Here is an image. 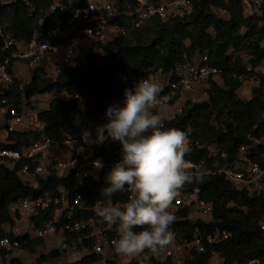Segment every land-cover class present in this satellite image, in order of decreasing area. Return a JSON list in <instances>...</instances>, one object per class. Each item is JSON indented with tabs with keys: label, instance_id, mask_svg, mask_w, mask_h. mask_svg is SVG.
<instances>
[{
	"label": "trees",
	"instance_id": "obj_1",
	"mask_svg": "<svg viewBox=\"0 0 264 264\" xmlns=\"http://www.w3.org/2000/svg\"><path fill=\"white\" fill-rule=\"evenodd\" d=\"M148 1L160 3V0ZM187 1L192 6L189 15L177 16L167 22L154 18L140 28L131 29L107 46L106 57L90 58L85 67L64 73L55 81L46 77L44 69L37 68L32 81L22 87L27 101L54 92H67L71 96L79 92L86 100V110L80 108L78 100L55 99L49 111L40 113V119L44 123L41 132L12 133L7 139L9 144L0 145V150L7 148L23 153L43 136L53 143H61L68 138L82 139L89 129L88 123L104 122L107 107L114 103L123 105L124 90L145 79L150 69L167 74L177 65L193 61L197 55L204 53L208 56V65L221 72L220 79L210 80L205 101L188 102L181 115L171 120L165 119L166 127L189 131V137L194 142H199L200 146L213 142L219 144L228 155V163L237 159L242 146L251 148L254 161L263 163V154H257V151L261 149L263 152L264 146H259L257 150L254 141L264 139V79L262 85L254 91L252 99L242 100L237 95L240 87L237 78L251 76L248 66L256 69L264 61V9L262 18H254L245 15L237 0ZM53 3L54 0H34L37 12L33 18H29L24 4L0 7V25L11 24L13 36L18 40L28 41L35 30L43 32L56 29L60 27L59 22L66 21L73 15L74 8L69 7L64 12L57 11L45 18V12ZM217 10L226 11L228 18L218 17L215 14ZM122 11L124 15L121 23H131L126 15L128 8L124 6ZM42 19L45 21L44 25H40ZM245 52L251 55L248 62L242 58ZM5 57L0 40V62ZM21 84L16 81L7 97L16 96ZM182 101L183 99L180 102ZM186 157L194 163L204 161L207 172L218 171L224 166L222 161L210 159L208 153L196 145L191 147ZM97 158L108 166L102 170L99 182L89 181L86 185L84 207L87 209L95 201L103 200L100 189L106 186V177L113 167L111 165L122 159L120 144L106 143L97 150ZM22 164L17 163L15 168L0 165V244L9 236L18 241L23 250L34 253L37 248L45 246L44 239H32L28 235L17 237L4 231L6 225L15 226V218L20 219L16 209L14 218L12 207L16 208L26 198L35 200L45 195L54 198L59 195L61 188L70 189V184L51 166L49 177L39 180L38 188L26 187L18 178ZM181 191L211 202L215 220L210 223L190 221L186 220L187 214L182 212L176 215L173 225L177 238L184 236L191 240L196 231L207 236L219 230L229 233L231 237L218 245H207V249L215 248L227 264H246L252 260L264 259V229L261 226L264 222V195L249 196L232 188L224 175L210 174L206 175L203 182L187 184ZM125 198V193H118L113 200L118 202ZM91 213L77 210L76 217L88 220ZM55 214L56 208L50 206L35 220V228L46 229L53 223ZM88 234H65L63 246L39 257L37 262L43 264L62 257L80 240L90 245V240L85 238ZM148 253L154 264H172L171 260L160 262L155 253ZM0 255L5 258L9 254L0 249ZM103 260L102 255L92 254L71 264H94ZM208 261V253L193 252L192 259L185 264H208ZM11 264L24 263L14 259ZM106 264L117 262L107 261Z\"/></svg>",
	"mask_w": 264,
	"mask_h": 264
},
{
	"label": "built area",
	"instance_id": "obj_2",
	"mask_svg": "<svg viewBox=\"0 0 264 264\" xmlns=\"http://www.w3.org/2000/svg\"><path fill=\"white\" fill-rule=\"evenodd\" d=\"M71 1L54 0L53 5L45 12V18L51 17L57 11L64 12L69 7L74 8L73 15L68 20L59 22L60 27L56 29L43 32L35 30L32 38L28 41L16 39L12 34L11 24L0 25L2 51L6 54L5 60L0 62V126L8 138L12 133L41 132L44 129V123L40 119V113L49 111L55 99L78 100L80 108L83 111L86 110V100L81 93L77 92L71 96L67 92L61 94L54 92L32 98L42 101L41 109L28 112L24 105L27 100L22 87L32 81L37 68L44 69L46 77L55 81L64 73H71L85 67L90 58L106 57L107 46L115 39L126 35L129 30L140 28L154 18L167 22L177 16H186L192 12V6L187 0H172L168 5L148 0H78L77 3ZM237 1L242 5L246 16L262 18L264 0ZM19 3L27 7L29 18H33L37 12L34 0H0V7ZM124 6H133L130 12H126V15L131 19V23L128 24L121 23ZM44 22L42 19L40 25H44ZM35 64L37 65L35 66ZM45 64L53 65V69H48ZM23 66L29 67V71H31L30 76L25 75L29 78L26 80V84L22 83V80L25 79ZM248 70L251 72V76L237 78L240 82L237 95L242 100L252 99L254 91L262 85L264 78L261 73L264 74V61L256 69L248 66ZM219 76H221V72L208 65L207 54L201 53L193 61L177 65L173 71L167 74L161 70L150 69L145 79L151 77L160 81L163 85L161 95L170 97L167 107L169 109L181 103L180 101L185 95L209 90L210 80ZM16 81L22 83L20 92H17L19 97L17 95L7 97ZM178 97L179 99L176 100ZM183 107H178L173 118L182 114ZM95 123L90 121L87 131L93 140L96 137L97 128L101 126H96ZM105 123H107V119L102 125ZM87 132L82 139L68 138L61 143H53L43 136L23 153L7 148L2 149L0 150V165H9L11 168H15L17 163H23L18 171V178L24 186L29 188H38L39 180L49 177L50 168L53 166L59 176L70 184V189L61 188L59 195L54 198L45 195L35 200L23 199L16 206V214L20 219L27 220L33 225L34 235L37 239H45L58 232L73 235L89 233L85 238L93 242L94 254L102 255L105 251L114 249L113 241L118 240L120 236L119 226L109 225L104 230L100 227V217L97 215V211L101 206L102 199L95 201L92 207L85 208V188L89 181L99 182L102 170L108 166L103 161L102 168L98 169L94 166V161L100 160L97 158V150L105 146L106 143L114 141L108 140L102 145L85 144L83 138H86ZM260 142L264 146V139L258 143ZM6 144L9 142L7 141ZM0 145L4 144L0 143ZM194 145L205 150L210 159L224 163L222 169L208 171L207 174L224 175L232 188L245 192L249 196L264 195V154L261 155L263 163L254 161L251 148L242 146L237 159L233 163H228V155L219 144L213 142L200 146L199 142H194L189 137L190 148ZM82 147L85 149L84 151H80ZM50 159H54L56 162L46 165ZM185 159L188 160L192 168L201 164L205 165L204 161L194 163L187 157ZM125 195L124 200L114 203L123 206L128 202L131 193L126 192ZM64 205L67 207L63 214L58 219H54L46 229L35 228V220L46 209L53 206L57 211ZM77 210L90 211L92 217L88 220L77 218ZM172 210L175 216L182 212L186 213V220L190 221L210 223L215 220L214 206L211 202L198 195L184 194L181 190L173 201ZM261 226L264 229V222L261 223ZM170 231L176 239L175 231ZM230 237L229 233L219 230L207 236L196 231L191 240L184 236L180 237L177 245L170 247L169 244L163 251L167 260H172V264H185L187 260L192 259L193 252L208 253V264H227L225 258L215 248L208 250L207 245L211 247L218 245ZM0 249L14 256L23 251L21 244L9 236L3 239ZM177 251L186 253L188 258L174 260ZM155 255L157 254L155 253ZM0 257L2 256L0 255ZM128 264H154V262L147 250L139 257H129ZM246 264H264V259L252 260Z\"/></svg>",
	"mask_w": 264,
	"mask_h": 264
},
{
	"label": "clouds",
	"instance_id": "obj_3",
	"mask_svg": "<svg viewBox=\"0 0 264 264\" xmlns=\"http://www.w3.org/2000/svg\"><path fill=\"white\" fill-rule=\"evenodd\" d=\"M162 92L159 80L136 82L124 90L123 105L107 107V123L97 128L95 139L89 132L83 138L85 144L111 140L121 146L122 159L100 189L103 200L97 211L102 223L119 225V239L113 241L117 255L139 257L146 250L156 253L168 246L174 239L173 201L185 185L203 182L207 175L203 164L192 168L185 159L191 151L190 132L166 127L170 97ZM94 166L102 168V161H94ZM126 192L131 193L128 202L114 203V196Z\"/></svg>",
	"mask_w": 264,
	"mask_h": 264
},
{
	"label": "crops",
	"instance_id": "obj_4",
	"mask_svg": "<svg viewBox=\"0 0 264 264\" xmlns=\"http://www.w3.org/2000/svg\"><path fill=\"white\" fill-rule=\"evenodd\" d=\"M171 2H172V0H160V4H164V5H168ZM196 57H198V55ZM45 65L47 66L48 69H53V65H48V64H45ZM197 94L200 96L199 92ZM50 96L53 97V95H50ZM206 99H207V94L203 95L201 101H205ZM103 119H107V118L104 117ZM102 123L103 122H97L95 124H96V126H99V125H102ZM7 139H8L7 134L1 129V126H0V143L5 145L7 143ZM63 157H65V156H63ZM66 207L67 206L64 205L63 208L56 211L55 220L58 219L63 214ZM15 209H16L15 206H13L12 210H13L14 218H15V213H14ZM4 231L7 234L13 233L17 237H23V236L28 235L32 239H37L34 235L33 225L24 219H16L15 218V226L13 227L11 225H6L4 227ZM44 241H45V246L37 248V250L34 253L29 252L27 250H23L19 255H16V256L9 254L5 258L0 257V264H11L12 260H14V259H19L24 264H39L37 262L38 258L43 256V255L50 254L53 250H55L57 248H61L63 246L64 242L66 241V236H65V234L58 232L56 234L48 236L47 238L44 239ZM90 242H91V244H90L91 246L89 245L88 247H86V245H88V244L86 242H85L86 243L85 244L82 242V240H80L78 242V244L77 243L74 244V247L69 248V250L67 251V253L65 255H63L62 257H60L58 259L47 261L46 264L76 263V262L80 261L81 259L90 256L91 253L94 254L93 242L92 241H90ZM82 244H85V246L82 247ZM78 245L82 247L81 251L76 252L75 254H72L73 249L75 250L76 246H78ZM107 251H105L102 255H104ZM103 257H104V260L102 262H98V263H94V264H102V263L106 264L107 261H113L111 259L108 260V258H106V256H103ZM185 257H186V253L180 252V254H178V256L175 259H184ZM157 260L160 262L165 261V259H159V258Z\"/></svg>",
	"mask_w": 264,
	"mask_h": 264
},
{
	"label": "rangeland",
	"instance_id": "obj_5",
	"mask_svg": "<svg viewBox=\"0 0 264 264\" xmlns=\"http://www.w3.org/2000/svg\"><path fill=\"white\" fill-rule=\"evenodd\" d=\"M72 3H77L78 2V0H72L71 1ZM131 5H133V4H131ZM127 8H128V10H129V12L132 10V8H133V6H127ZM215 14L218 16V17H220V18H223V19H227L228 18V13L226 12V11H221V10H217V11H215ZM242 58H243V60L245 61V62H248L250 59H251V55H250V53L249 52H245V53H243L242 54ZM49 63V62H48ZM37 64H35V66H36ZM46 66V65H45ZM23 68L25 69V74H24V78L25 79H23L22 80V83L23 84H26V80H29V78L28 77H26V76H30L31 75V71H29V67H27V66H23ZM26 75V76H25ZM261 75H262V77L264 78V74L263 73H261ZM216 79H220V76L219 77H217ZM222 82V80H219V83H221ZM198 92H194L192 95H185L184 96V98H183V101L181 102V103H179L178 105H175L174 107H171V108H169V109H167L166 111H165V113H164V116H165V119H167V120H171L173 117H174V113L176 112V110L178 109V107H180V106H184L186 103H188V102H193V103H198V102H202L201 100H202V97H203V95H205L206 93H208V90H206V91H200L199 93H200V96L197 94ZM41 103H42V101L41 100H39V99H32L31 101H26L25 103H24V105H25V107H26V109H27V111L28 112H32V111H35V110H40L41 109ZM115 143H119L118 141H116ZM254 143L256 144V146H257V150L259 149V146H263L262 145V142H260V143H258L257 141H254ZM257 154H264V151L262 152V150L260 149V150H258L257 151ZM56 161H54V159H50L48 162H47V164L46 165H50V164H52V163H55ZM91 213V212H90ZM92 217V213H91V215H90V218ZM99 221V220H98ZM176 221H174V223H175ZM99 223H100V227L104 230L106 227H108L109 225L107 224V223H102L101 222V219H100V221H99ZM174 223L171 225V227H170V230H174V228H173V225H174ZM112 225H114L115 226V224H112ZM117 226H119L118 224H116ZM64 236V235H63ZM83 243H85V242H83ZM177 243H178V238H176V239H173L172 240V242L170 243V247H173V246H175V244L177 245ZM77 244H78V242H77ZM86 244V243H85ZM85 244H82V247L83 246H85ZM89 245H86V247H88ZM82 247L81 246H76V249L74 250L73 249V253L72 254H75L76 252H79V251H81V249H82ZM58 249V248H57ZM174 249V248H173ZM147 251V250H146ZM67 253V252H66ZM65 253V254H66ZM64 254V255H65ZM93 253H91V255H92ZM156 254H157V256H156V258L158 259H165L166 261H167V257H166V254L164 253V251L163 250H159L158 252H156ZM178 254H180V252L179 251H177V252H175V257H174V260H179V259H175L177 256H178ZM80 256V255H79ZM102 256H106V258H108V260L109 259H111V260H115V262H117V264H128V259H129V257H126V256H121V255H117L116 253H115V251H114V249H112V250H109V251H107L104 255H102ZM118 257V258H117ZM185 258H188V256L186 255V257ZM102 264H105V263H102Z\"/></svg>",
	"mask_w": 264,
	"mask_h": 264
}]
</instances>
